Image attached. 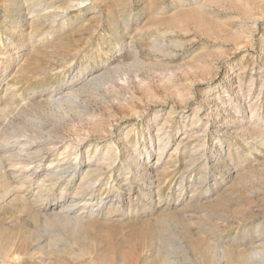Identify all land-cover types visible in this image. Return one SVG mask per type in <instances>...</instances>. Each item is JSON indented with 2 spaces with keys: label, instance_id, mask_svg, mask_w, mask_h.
<instances>
[{
  "label": "rangeland",
  "instance_id": "374dc122",
  "mask_svg": "<svg viewBox=\"0 0 264 264\" xmlns=\"http://www.w3.org/2000/svg\"><path fill=\"white\" fill-rule=\"evenodd\" d=\"M168 263L264 264V0H0V264Z\"/></svg>",
  "mask_w": 264,
  "mask_h": 264
},
{
  "label": "bare ground",
  "instance_id": "6f19581e",
  "mask_svg": "<svg viewBox=\"0 0 264 264\" xmlns=\"http://www.w3.org/2000/svg\"><path fill=\"white\" fill-rule=\"evenodd\" d=\"M30 163V162H29ZM32 163V162H31ZM25 164V163H24ZM58 173H60V172H58ZM53 175H55V177L54 178H56V176H57V174L56 173H54L53 172ZM90 177V175L88 174L86 177H85V179H83L82 181H81V183L83 182V184H87V186H84V188H83V191H81L82 193H79L80 195L79 196H81L82 198H84L85 199V197H88L89 199H88V201H93V200H95L96 199V197H97V193H98V191H99V189H97L96 188V183H90V181H88V178ZM60 178V177H59ZM57 179H58V177H57ZM56 180V179H55ZM57 181V180H56ZM59 181V180H58ZM147 185V187H148V184H146V180H144L143 181V187H145ZM78 196V195H77ZM72 206H74L73 204H72ZM75 207H76V205H75ZM72 208H74V207H72ZM71 208V209H72ZM73 216V215H72ZM6 258H8V256H6ZM169 264V263H168Z\"/></svg>",
  "mask_w": 264,
  "mask_h": 264
}]
</instances>
